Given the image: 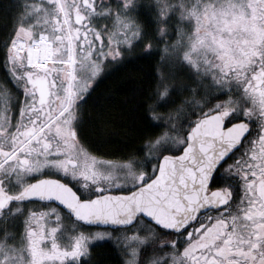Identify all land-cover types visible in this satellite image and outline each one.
Returning <instances> with one entry per match:
<instances>
[{
	"label": "snow or ice",
	"instance_id": "6c2138e0",
	"mask_svg": "<svg viewBox=\"0 0 264 264\" xmlns=\"http://www.w3.org/2000/svg\"><path fill=\"white\" fill-rule=\"evenodd\" d=\"M11 7L0 264H97V242L115 264H264V0ZM154 56L144 155L92 151L81 129L96 86Z\"/></svg>",
	"mask_w": 264,
	"mask_h": 264
},
{
	"label": "trees",
	"instance_id": "16d2710c",
	"mask_svg": "<svg viewBox=\"0 0 264 264\" xmlns=\"http://www.w3.org/2000/svg\"><path fill=\"white\" fill-rule=\"evenodd\" d=\"M14 0H0V37L7 31L6 21L11 18ZM154 57L129 62L122 81L110 96L85 109L82 135L91 150L109 157L130 152H143L144 123L140 101L153 84ZM118 84V83H117ZM160 129L152 130L153 135ZM101 247L95 251L97 264H114L112 254L102 255ZM97 253V254H96Z\"/></svg>",
	"mask_w": 264,
	"mask_h": 264
},
{
	"label": "flooded vegetation",
	"instance_id": "af4514ba",
	"mask_svg": "<svg viewBox=\"0 0 264 264\" xmlns=\"http://www.w3.org/2000/svg\"><path fill=\"white\" fill-rule=\"evenodd\" d=\"M136 51L139 52L140 48L138 47ZM158 58H159L158 56H154V59H155L154 61L156 62V60ZM138 60H140V59H131L129 62L133 61L135 63V62H138ZM129 62H127V63H129ZM127 63H124L122 65L115 67V69L110 73V75H108L105 79L101 80L100 83L96 86V92L94 93V96L99 98V102L101 101V99H100L101 96H104V98L106 99V97L110 96L111 92L117 91V90H115V88L117 85L120 84V81H122L121 77L124 74ZM4 79H7V73L4 69V67L0 66V80H4ZM10 83L11 82L9 81V84ZM13 91H15V90L13 89ZM98 103H93L92 101H90L88 106H93L94 104H98ZM135 154L137 156H142L143 152H140V153L135 152ZM114 157H121V155L114 156ZM84 230L85 231H95V228L92 226L85 225ZM98 247H101L99 253L102 255L106 256L109 253H111L112 257H113V263L115 264V254H114V250L111 246V243L110 242H97V243H95V245L93 247V253H94L93 259H95V252H96L95 250Z\"/></svg>",
	"mask_w": 264,
	"mask_h": 264
},
{
	"label": "rangeland",
	"instance_id": "374dc122",
	"mask_svg": "<svg viewBox=\"0 0 264 264\" xmlns=\"http://www.w3.org/2000/svg\"><path fill=\"white\" fill-rule=\"evenodd\" d=\"M145 151H146V150H145V149H143V155H144V152H145ZM143 155H142V156H143Z\"/></svg>",
	"mask_w": 264,
	"mask_h": 264
}]
</instances>
